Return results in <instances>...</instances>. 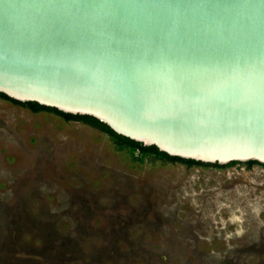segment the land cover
<instances>
[{
	"label": "water",
	"instance_id": "obj_1",
	"mask_svg": "<svg viewBox=\"0 0 264 264\" xmlns=\"http://www.w3.org/2000/svg\"><path fill=\"white\" fill-rule=\"evenodd\" d=\"M0 93L264 165V0H0Z\"/></svg>",
	"mask_w": 264,
	"mask_h": 264
},
{
	"label": "rangeland",
	"instance_id": "obj_2",
	"mask_svg": "<svg viewBox=\"0 0 264 264\" xmlns=\"http://www.w3.org/2000/svg\"><path fill=\"white\" fill-rule=\"evenodd\" d=\"M0 264H264V167L134 162L0 98Z\"/></svg>",
	"mask_w": 264,
	"mask_h": 264
},
{
	"label": "trees",
	"instance_id": "obj_3",
	"mask_svg": "<svg viewBox=\"0 0 264 264\" xmlns=\"http://www.w3.org/2000/svg\"><path fill=\"white\" fill-rule=\"evenodd\" d=\"M0 98L4 100H8L14 104H18L24 107L29 108L33 112H40V111H48L51 113H54L58 116H61L65 120H75V121H81L87 124L92 125L93 127H96L100 129L101 131L108 134L112 142L116 145L117 148L121 149H127V151L130 154L132 161H138L140 163L145 162L146 160H162V161H170V162H179L182 164H185L187 167L190 166H202V167H216V168H223L226 167V165H232L234 162L227 163L225 165H220L218 163H203L200 161H195L192 159H183L180 157L175 156H169L165 152L160 151L156 146L150 145L145 146L141 142H137L134 140H131L127 137H124L122 135H119L115 133L112 129H110L105 123H102L101 121L97 120L96 118L89 116V115H80V114H69L64 113L62 111H59L52 107H46L43 105H40L36 102H19L14 99H11L4 95L3 93H0ZM247 167L250 168L252 164L258 163L256 161H247ZM260 164V163H259Z\"/></svg>",
	"mask_w": 264,
	"mask_h": 264
},
{
	"label": "flooded vegetation",
	"instance_id": "obj_4",
	"mask_svg": "<svg viewBox=\"0 0 264 264\" xmlns=\"http://www.w3.org/2000/svg\"><path fill=\"white\" fill-rule=\"evenodd\" d=\"M179 163V162H178ZM247 163L248 162H234L231 166H234V165H244V166H246L247 167ZM230 165H226V167H231ZM252 166H259V167H264V165H262V164H259V163H254V164H252ZM251 166V167H252Z\"/></svg>",
	"mask_w": 264,
	"mask_h": 264
}]
</instances>
